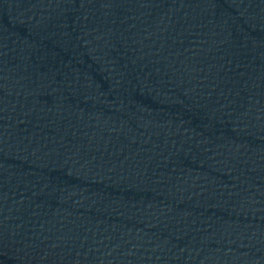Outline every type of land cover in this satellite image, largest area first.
I'll return each mask as SVG.
<instances>
[{
  "label": "water",
  "instance_id": "1",
  "mask_svg": "<svg viewBox=\"0 0 264 264\" xmlns=\"http://www.w3.org/2000/svg\"><path fill=\"white\" fill-rule=\"evenodd\" d=\"M264 55V0H0V142L147 81Z\"/></svg>",
  "mask_w": 264,
  "mask_h": 264
}]
</instances>
